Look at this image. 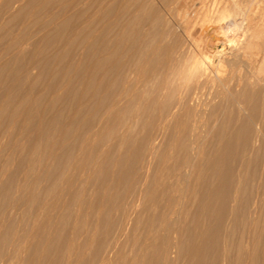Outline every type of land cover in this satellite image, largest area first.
Masks as SVG:
<instances>
[{
  "label": "rangeland",
  "instance_id": "rangeland-1",
  "mask_svg": "<svg viewBox=\"0 0 264 264\" xmlns=\"http://www.w3.org/2000/svg\"><path fill=\"white\" fill-rule=\"evenodd\" d=\"M172 1L0 0V264H264V72L255 119L209 107L217 119L190 170L179 131L148 152L182 80L161 89L155 75L142 100L111 110L140 84L143 45L172 38Z\"/></svg>",
  "mask_w": 264,
  "mask_h": 264
},
{
  "label": "bare ground",
  "instance_id": "bare-ground-1",
  "mask_svg": "<svg viewBox=\"0 0 264 264\" xmlns=\"http://www.w3.org/2000/svg\"><path fill=\"white\" fill-rule=\"evenodd\" d=\"M170 4L164 8L171 17L168 21H172L173 24L170 26L173 27L172 38L168 39L167 33L164 32L160 34L161 44L158 47L148 44L141 47L143 52L139 57L140 60L135 64V70L133 69L140 75L138 80L140 84L133 88L132 97H126L128 92L125 93V91L122 94L118 93L112 102L111 110L116 112L120 108L122 99L127 106L128 104L135 105L138 99L142 100L141 98L145 97L143 95L147 88L146 85L154 79L155 75L160 76L161 89L163 86L165 88L169 81L182 80L184 83L180 89L183 88L184 93L179 94L175 106L170 108L171 110L168 109L163 119H160L161 122L156 124L157 129L153 135L151 134L148 152L153 153L160 146V139L165 133L170 136L172 134L173 137L175 132L179 131L186 137V140L179 144L180 149L186 152L181 166L189 168L193 165L191 153H198L203 149V138L212 132L210 124L212 120L217 119L215 113L209 111L211 105L223 107V109L233 106L234 109L231 107L230 110H232L233 119L235 118L238 122H246L245 120L251 116L255 119V71L264 72V0H173ZM228 20L230 23H227ZM225 23L227 24L224 25ZM165 27H167L166 24ZM178 35L181 36V40L178 39ZM118 40L119 46L122 41ZM222 66H226L225 69H227L225 75L221 73L224 76L218 74ZM223 118H230L225 111ZM241 130L243 128L233 129L230 136L216 149V165L223 166L228 161L227 156H231L235 148L232 136ZM169 148L170 150L176 148L171 141L168 143ZM188 179V175H181L180 182L171 184L172 188L177 191L175 205L179 207H181L185 190H187ZM173 223L175 221L170 224Z\"/></svg>",
  "mask_w": 264,
  "mask_h": 264
}]
</instances>
